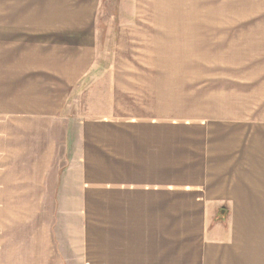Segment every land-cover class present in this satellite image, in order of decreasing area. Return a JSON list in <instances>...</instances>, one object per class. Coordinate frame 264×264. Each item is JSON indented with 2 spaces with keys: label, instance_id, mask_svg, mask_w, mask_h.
<instances>
[{
  "label": "crops",
  "instance_id": "crops-1",
  "mask_svg": "<svg viewBox=\"0 0 264 264\" xmlns=\"http://www.w3.org/2000/svg\"><path fill=\"white\" fill-rule=\"evenodd\" d=\"M82 1L73 11L69 0H0V264H264L260 53L252 59L243 53L236 83L242 98L233 94L234 73L213 84L209 95H201L200 83L192 92L200 105L192 117L10 113L20 109L3 101L5 94H30L26 79L36 85L43 70L40 61H27V46L40 58L43 45L66 39L84 51L73 57V71L81 76L90 69L84 40L95 25L77 13L85 18L98 3ZM53 13L62 18L46 21ZM167 25L158 27L183 39L184 51L173 46V59L187 57L199 29ZM165 33L154 42L170 39ZM169 72L187 74L185 67ZM203 100L208 109L199 113ZM43 126L51 132L37 152L32 132Z\"/></svg>",
  "mask_w": 264,
  "mask_h": 264
},
{
  "label": "rangeland",
  "instance_id": "rangeland-1",
  "mask_svg": "<svg viewBox=\"0 0 264 264\" xmlns=\"http://www.w3.org/2000/svg\"><path fill=\"white\" fill-rule=\"evenodd\" d=\"M69 1L71 10L80 8V0ZM97 3L90 15L83 13L85 18L77 13V18L95 25L89 41L84 40L91 51L90 69L81 76L73 71V57L84 51L65 45L66 39L59 38L56 46L43 45L40 58L36 57L38 50L27 46V61H35L36 65L40 61L43 70L40 76H35L40 78L35 79L36 85L32 79H26L25 91L30 94L25 97L5 94L3 101L15 102L9 106L20 109L11 110V114L56 115L65 119L192 117L195 108H200L192 93L200 83H203L201 95H209L213 84L234 73L233 94L236 99L242 98L241 87L236 83H240L237 74L242 69L244 51L245 55L250 51L251 59L257 58L258 53L264 56V0H97ZM58 14L45 15V19L52 22L61 17ZM168 22L192 23L199 29L201 36L196 37L199 41L192 40L194 55L189 45L187 57L179 53L181 59H173V46L178 45L181 52L184 46L179 32L169 35L168 30L159 29L158 26L168 28ZM164 31V36L170 39L154 42ZM80 39L81 36L76 38V42ZM54 54L57 58L51 59ZM63 56L68 59L64 61ZM229 56L234 61L227 62ZM237 56L241 58L236 60ZM183 67L187 70L185 76L169 72L181 71ZM18 99L21 100L17 102ZM201 105L203 110L198 109L199 113L208 109L204 100ZM50 132L44 126L33 129L32 133L38 137L37 152Z\"/></svg>",
  "mask_w": 264,
  "mask_h": 264
}]
</instances>
